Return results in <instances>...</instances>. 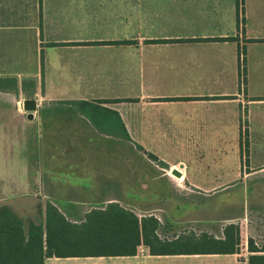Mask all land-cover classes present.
Returning <instances> with one entry per match:
<instances>
[{
	"label": "crops",
	"instance_id": "1",
	"mask_svg": "<svg viewBox=\"0 0 264 264\" xmlns=\"http://www.w3.org/2000/svg\"><path fill=\"white\" fill-rule=\"evenodd\" d=\"M25 99L36 101L32 119ZM87 109L104 112L107 127L94 126ZM0 116L6 178L29 175L26 149L55 116L64 141H118L165 169L133 171L126 157H108L91 172L75 165L88 158L62 157L49 173L62 187L100 181L93 195L70 198L64 189L63 205L53 202L71 223L116 203L139 219L155 217L162 240L223 239L230 223L239 231L235 253L152 254L141 243L130 255L50 256L43 264H246L242 245L247 251L249 238L258 246L264 237V223L217 228L211 213L190 214L197 195L227 190L264 204V0H0Z\"/></svg>",
	"mask_w": 264,
	"mask_h": 264
},
{
	"label": "trees",
	"instance_id": "2",
	"mask_svg": "<svg viewBox=\"0 0 264 264\" xmlns=\"http://www.w3.org/2000/svg\"><path fill=\"white\" fill-rule=\"evenodd\" d=\"M240 1L237 0V7ZM83 106L78 104L76 108ZM44 215L43 223L29 221L25 228L11 208L0 207V264H43L44 258L50 256L130 255L141 243L152 254L238 252V226L232 223L224 227L223 239L202 234L167 241L156 235L159 222L155 217L139 219L116 203L93 209L80 224L68 221L51 201L46 202ZM247 251L246 264H264V243L257 246L249 238ZM237 264H244V260L239 259Z\"/></svg>",
	"mask_w": 264,
	"mask_h": 264
},
{
	"label": "rangeland",
	"instance_id": "3",
	"mask_svg": "<svg viewBox=\"0 0 264 264\" xmlns=\"http://www.w3.org/2000/svg\"><path fill=\"white\" fill-rule=\"evenodd\" d=\"M40 108L42 107L40 106ZM14 110L16 112H22V106L17 103V107H15ZM86 112L89 114L90 120H92L91 122L94 126L97 128L107 127H105V123H100L101 120L103 122V120L106 119L104 112L100 110L93 112L88 109ZM90 114H94V117ZM53 118L56 120L47 123L44 129L37 131L35 141L31 140L29 149H26V151L30 153L27 167L28 169H32L28 171V176H23L22 174V178L20 179L4 177L1 173L3 162L2 156H0V207L6 205L11 208L23 220L25 228H27L29 221L35 223L44 222L45 204L47 201L54 202L58 199L59 204L63 205L61 198L64 196V189L65 193L70 198H77V193L82 195L87 193L93 195L96 191L92 185L98 184L100 182L99 180L84 181V186H78L76 183L72 184V181H65L64 187H62V181L57 178L58 175L49 174L51 170L58 171L60 169L61 166L58 162L62 157H69L73 159V162L79 158H88L91 163L77 164L75 162V165L76 167L84 168L86 171L91 172L98 170L97 167H99V165L96 164L95 161H100V159L108 157L110 159H124L126 157L130 161L129 164H131V170L133 171L138 170L149 173L165 171L158 161L148 159L146 155L135 148L129 151L128 147H125L118 141H111L106 144L101 142V146L103 147L100 148H97L96 144L95 147L82 148L76 139L71 141H67L66 139L64 141L61 137L60 126L53 124L61 117L55 116ZM65 144H70V146L64 149L63 146ZM40 170L42 171L41 173ZM175 170L178 172L180 171L178 168ZM170 172L173 175L175 173L174 171ZM230 191L231 190H227L225 193L223 192V194L211 196L197 195L193 202H196L198 211L191 212L190 214L192 216H198L199 219L211 213V223L216 225L217 228H220L227 220H235L238 222L248 221L255 226L262 225L264 223V204L259 200L261 197L235 196L231 195ZM94 198L91 199V204H95ZM190 201H192V199ZM198 219L197 223H200ZM186 229L192 231L189 228H184V231ZM162 230L164 233L170 234L171 229H168L167 226ZM182 230L183 228L180 231ZM263 241L264 237L257 238L258 246H261L264 243ZM245 246L246 244H244V246L242 245V247H244L243 253L244 255H248ZM222 259L226 260L229 258ZM242 260L244 259L242 258ZM231 261L232 259L229 261L227 260L225 263L231 264Z\"/></svg>",
	"mask_w": 264,
	"mask_h": 264
},
{
	"label": "water",
	"instance_id": "4",
	"mask_svg": "<svg viewBox=\"0 0 264 264\" xmlns=\"http://www.w3.org/2000/svg\"><path fill=\"white\" fill-rule=\"evenodd\" d=\"M36 108L35 99H25L23 101V109L27 113V118L32 119V113Z\"/></svg>",
	"mask_w": 264,
	"mask_h": 264
}]
</instances>
